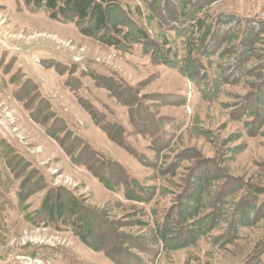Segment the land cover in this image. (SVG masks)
Segmentation results:
<instances>
[{
    "label": "rangeland",
    "instance_id": "rangeland-1",
    "mask_svg": "<svg viewBox=\"0 0 264 264\" xmlns=\"http://www.w3.org/2000/svg\"><path fill=\"white\" fill-rule=\"evenodd\" d=\"M95 1L104 30L0 0V264H257L264 0L208 2L190 20L184 0ZM183 209L190 238L167 233L166 247L156 226L176 229Z\"/></svg>",
    "mask_w": 264,
    "mask_h": 264
},
{
    "label": "trees",
    "instance_id": "trees-1",
    "mask_svg": "<svg viewBox=\"0 0 264 264\" xmlns=\"http://www.w3.org/2000/svg\"><path fill=\"white\" fill-rule=\"evenodd\" d=\"M215 1L217 2L218 0H184L183 4L181 5L180 15H183V17L189 18L188 13L191 14L190 11H193L194 13L200 12L203 8L206 7L208 2L214 3ZM23 3L25 4V6H29V7L31 6L36 10L44 8L50 14V17L52 19L72 20V21H75L76 24L87 23L90 20H93L94 21V28L99 29V30L100 29L104 30L106 28V25H105V23H106V9L102 6L101 3H98L95 0H23ZM183 12L185 14H183ZM156 16L159 18V21H160V19L164 20L163 15L159 16L158 14H156ZM186 20H187V18H186ZM189 20H190V18H189ZM171 21L172 20L167 19L166 22H163V23H170ZM192 21H193L191 24L192 26H190V27L192 29L194 28V30H195V27H197V26L194 24L198 25L199 19H197V20L193 19ZM229 21H230V19L229 20L226 19V21H224V20L218 21V22H220V24H218V27L216 30H219L220 27L222 28L223 26L227 25L229 23ZM201 24L203 25V23H200L199 25H201ZM81 31H82V33H84L86 35H91V33L93 32L92 29L91 30L81 29ZM217 32H219V31L213 32L210 40H213L215 38ZM250 32L251 31H249V33ZM113 42H115V41L113 40ZM156 53L159 54L160 58H162L166 64H169L171 62L170 60H172V57L170 58V52L168 49H165V48L163 49V47H160V49H158V52H156ZM241 55H242V53H241ZM111 89H112V87H111ZM90 115L92 116L93 122L96 124V126L102 125V123L97 119V116L95 115L94 112H90ZM102 129L106 133H108L107 131H109V128L107 126L102 127ZM109 138L115 141V139L113 137L110 136ZM116 144L118 146L123 145L120 143H116ZM91 154H92L91 156L93 157V159L97 158V156H98L94 151H92ZM93 159L91 158V160H93ZM109 166L111 168L113 167V168H116L117 170H119V167L115 164H109ZM89 168L92 172L96 173V171L93 170V169H96V168H94V166H92V167L89 166ZM97 168L100 169V165H98ZM111 168L107 169L106 172H113V169H111ZM100 171H101V169H100ZM100 171H98V174H94L96 176V178H99V175L102 176V174H100ZM125 174H124V178L122 181L123 182H129L130 179H129L128 175L127 174L125 175ZM101 179H102V181L106 182V180L104 178H101ZM130 182H131V180H130ZM196 195H197V193L193 192L185 200V203H187L189 206H191L192 202H193L197 205L196 208H198L199 201H197V200L200 199L201 195L199 197H195ZM181 207L186 208V206H184V205H182ZM65 208H66V203L56 197V205H55L56 212H55V214L58 218L61 219L63 217V212L66 211ZM184 210L185 209H183V211L177 212L178 224L176 226V229H173V224H170V226H168L167 220L163 222L164 225L162 228H160L159 225L157 224V226H156L157 231H155V237L159 241H162V243H164V246L168 247V245H165V237H166L165 235L167 233L170 234L169 235L170 238H174L177 241L182 242L181 243L182 245H185L187 243V240L190 238V234H187L186 231L183 234L182 232H184V231L182 229H180L181 222L184 221V220H182V217H181V215H184V213H183ZM195 214H197V213L195 212ZM211 215H212L211 213H208V214H206V216H204L205 220L208 219L207 223H209V220L212 219ZM212 220L214 221V219H212ZM165 227H166V230L164 229ZM173 230H176L177 233H180L178 236V237H180L179 239H178V237L175 236L176 232H173ZM203 232L205 233L206 231H203ZM87 233H88V235L93 234V230L91 227H89V230L87 231ZM81 239L84 241V243L85 242L89 243L87 238L81 236ZM262 259H264V253H258L257 254V264H264V261Z\"/></svg>",
    "mask_w": 264,
    "mask_h": 264
}]
</instances>
